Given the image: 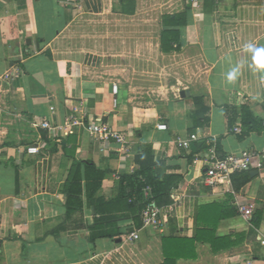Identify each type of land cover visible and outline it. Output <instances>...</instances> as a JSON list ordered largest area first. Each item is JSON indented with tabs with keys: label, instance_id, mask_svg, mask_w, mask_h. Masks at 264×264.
<instances>
[{
	"label": "crops",
	"instance_id": "obj_1",
	"mask_svg": "<svg viewBox=\"0 0 264 264\" xmlns=\"http://www.w3.org/2000/svg\"><path fill=\"white\" fill-rule=\"evenodd\" d=\"M249 43L264 48V0H0V264H163L196 236L209 203L224 206L217 232L242 242L219 251L197 242V258L176 264H264V128L249 130L255 118L264 126V69ZM75 108L125 134L126 150L66 130ZM192 133L190 148L178 144ZM211 139L220 156L258 154V174L233 179L254 204L250 220L228 185L205 182ZM81 160L107 175L95 191L83 164V196L69 213L67 178ZM152 162L182 175L163 226L141 217L95 226L118 204L120 175Z\"/></svg>",
	"mask_w": 264,
	"mask_h": 264
},
{
	"label": "trees",
	"instance_id": "obj_2",
	"mask_svg": "<svg viewBox=\"0 0 264 264\" xmlns=\"http://www.w3.org/2000/svg\"><path fill=\"white\" fill-rule=\"evenodd\" d=\"M258 122L254 126H250L249 130H263V121L255 118ZM203 148H208L204 146ZM86 166V172L94 171V174L90 177L95 181V191L101 186L103 179L107 175L104 170H96L94 163L89 161H78L77 164L73 165L69 176L67 178L66 189H67V204L69 207L68 212H73L74 207H72L71 200L79 201L83 196L82 192V166ZM155 165V169L153 166ZM164 168L157 167V163H150L148 166H143L138 170H135L129 174H123L119 177L120 191L115 198L118 204L115 206L114 210L108 212L103 211L99 222L95 223V226L105 227L107 223L118 221L125 217L142 218V210L150 203H155L157 206L162 207L168 205L172 202L170 198L171 187L179 179L182 178L181 174L176 173H166ZM166 171V168H165ZM88 176V174H86ZM86 176V177H87ZM235 182L240 186L245 182L249 181L252 177L250 170H243L235 172L232 176ZM87 187H89V182L87 181ZM150 186L152 188L151 196L147 197L145 195V187ZM73 202V203H76ZM171 204V203H170ZM81 207V206H80ZM224 206L220 203H209L204 204L199 208L198 217L200 228L197 230L195 237L180 239L177 245L173 247L171 253L167 254V258L163 264H176L177 259H196V243L206 242L210 243L213 251H219L221 248H229L236 246L242 242L238 236L233 238L234 235H222L217 232V226L219 220L223 216ZM203 226V227H201ZM102 236H110V233L106 232ZM94 238V237H93Z\"/></svg>",
	"mask_w": 264,
	"mask_h": 264
},
{
	"label": "built area",
	"instance_id": "obj_3",
	"mask_svg": "<svg viewBox=\"0 0 264 264\" xmlns=\"http://www.w3.org/2000/svg\"><path fill=\"white\" fill-rule=\"evenodd\" d=\"M13 74V73H11ZM9 74V75H11ZM114 93L118 91V85L114 84L112 87ZM54 109V107H52ZM43 127L51 128L49 122L44 121L42 123ZM82 127L84 128L95 140L99 141L100 149L102 151L106 150V146L115 142L119 145L120 150H126L127 139L125 134L121 131L112 127L109 123L102 120H93L88 119L85 114L79 113L78 109L75 108L66 118L64 128L70 132L74 128ZM158 129L166 130L168 125L165 122H161L157 125ZM235 132H240V128L236 127ZM199 139V136L196 133L189 135L187 139H177V142L180 146L185 148H190L191 142ZM208 151L203 156V161L205 162L206 171H205V182L212 186L216 187L219 185H228V191L234 194L235 203L238 207L239 213L247 220H250L253 214V202L252 201H243L239 199L238 193L233 188V174L238 171L250 170L254 158L258 157L256 152L244 151L241 155L227 154L220 156L218 150L217 140L211 139L208 141ZM40 147L38 145H31L27 148L29 153H39ZM257 166H262L261 162L257 163ZM145 195L147 197L151 196L152 188L150 186L145 187ZM176 203H171L162 207L157 206L155 203L148 204L142 210V219L143 226H154L162 227L163 220L162 215H166L170 210L173 209ZM128 238L130 240L139 238L138 232L129 234ZM246 264H252L248 261Z\"/></svg>",
	"mask_w": 264,
	"mask_h": 264
},
{
	"label": "clouds",
	"instance_id": "obj_4",
	"mask_svg": "<svg viewBox=\"0 0 264 264\" xmlns=\"http://www.w3.org/2000/svg\"><path fill=\"white\" fill-rule=\"evenodd\" d=\"M246 49L248 51H252L254 52V61L255 64L257 66H260L261 69H264V48H256V46L252 43H249L248 45H246ZM233 79V75L230 74L229 75V81L231 82V80Z\"/></svg>",
	"mask_w": 264,
	"mask_h": 264
},
{
	"label": "rangeland",
	"instance_id": "obj_5",
	"mask_svg": "<svg viewBox=\"0 0 264 264\" xmlns=\"http://www.w3.org/2000/svg\"><path fill=\"white\" fill-rule=\"evenodd\" d=\"M98 20H99V18H97V17H95V18L92 19L93 22H94V21H98ZM87 21H90V20H87ZM108 21H110V20H108ZM108 23H109V22H106V24H108ZM106 24L103 25V26H104V30H105V31H109V30H111V29H107L108 26H107ZM81 32H84V30H82ZM86 32L89 33V32H92V30H90V31H87V30H86ZM94 33H95V32H94Z\"/></svg>",
	"mask_w": 264,
	"mask_h": 264
},
{
	"label": "water",
	"instance_id": "obj_6",
	"mask_svg": "<svg viewBox=\"0 0 264 264\" xmlns=\"http://www.w3.org/2000/svg\"><path fill=\"white\" fill-rule=\"evenodd\" d=\"M28 43H31V40H30V39H28ZM185 92H187V91H183V92L181 93V95H182L183 97H184V95H185ZM250 174H251L252 177H254L255 175L258 174V171H257V170H251V171H250Z\"/></svg>",
	"mask_w": 264,
	"mask_h": 264
}]
</instances>
